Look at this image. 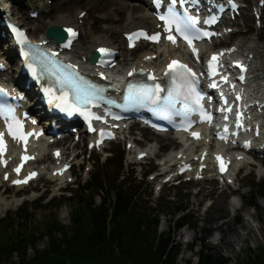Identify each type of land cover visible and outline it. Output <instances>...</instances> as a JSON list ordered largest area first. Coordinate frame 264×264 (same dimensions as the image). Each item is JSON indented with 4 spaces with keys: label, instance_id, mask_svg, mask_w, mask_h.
Masks as SVG:
<instances>
[{
    "label": "rangeland",
    "instance_id": "1",
    "mask_svg": "<svg viewBox=\"0 0 264 264\" xmlns=\"http://www.w3.org/2000/svg\"><path fill=\"white\" fill-rule=\"evenodd\" d=\"M8 1L6 5L11 6L14 10V15L17 16L16 13H19L18 16H23L27 22L21 20L20 22L24 27L27 26L26 28L30 33L37 37L42 35V29L47 23H49V21L55 22L58 16L70 14L69 16L75 17L79 12L86 11L87 16L84 19L82 36L77 43V45L81 46H83L81 44L82 41L89 43L93 36L106 35L112 39L116 36L118 42L123 47L122 32L120 34H112L111 31L116 29L118 31L124 23V19L130 14V7L127 9L124 4L137 7V10L134 12L135 16L145 12L146 9L144 4L134 2L133 0H54L53 6L45 7V10L42 8L48 0H21L20 2L16 0L15 4H11V2ZM257 2L258 0H243V5L245 7L249 6L250 9L244 11L242 17L235 23L228 25L232 29H236L237 32L224 39V42L221 44L227 46L238 44L242 49L253 48V51L256 53V59L253 63L252 87H255L254 85L257 82L264 85V28H259L251 15V8L253 4ZM32 9L42 11L40 17L33 20L35 21L34 23L28 22L27 20V18L29 19L28 13ZM118 19H122V21L118 22ZM43 23L44 27L42 26L40 29L39 25ZM37 28L39 31H36ZM6 43L7 42L1 39L0 56L11 60V53L7 52L9 46ZM218 47H220V45ZM146 50V48H142L138 52H130L124 48V58L129 60L137 59ZM133 56L134 58H132ZM11 63L14 64V62H10V64ZM11 68H14V65H12ZM15 68L17 69V67ZM32 102L29 106H33L32 104H34V101ZM133 130L134 133L131 135L135 136V141L139 142L142 148H150L149 146L154 148L151 155L156 157L155 160L149 159L143 161V163L136 162V154L126 150V141L111 143L106 152H94L95 156H99L103 160L109 155L110 151L123 153L125 170H134L135 177H138V180L141 179L144 172H151L153 170L151 172L152 174L149 173L150 175L142 184L139 191L140 194H142L143 200L148 201L149 206L155 209L160 215V231L168 230L174 220L179 221L184 216H186L192 224L198 222V229H193L192 226H186L175 233L176 242L183 245V252L180 256L181 264H184L191 258H193L194 264L198 263L197 253L200 251V246H198L195 251H191L189 245L195 239L200 241L204 238L206 236L205 230H208V233H206V243L211 248L212 254L218 258L219 264H237L236 262H238L240 256L245 255V248L251 245L253 247H258L264 244V196L258 199V207L256 208L245 207L243 204L244 198L251 192V186L253 185L250 177H246L245 173L242 174L238 178L236 185L228 187L225 191L221 188L220 183H218L216 187H212L209 182L197 184L189 183L178 188H174L171 185H164L160 188L157 184L163 178V175L160 174L162 169V158L170 154L174 157L176 152L181 149L182 145L176 144V146L173 147L169 142V137L156 136L147 129L134 128ZM135 130L137 133H135ZM66 134L70 140L74 139V135L71 131H67ZM127 136L128 134L124 133L122 138ZM58 145L61 144L58 143ZM62 146L63 148L67 147V145ZM75 148H77V150L75 149L74 152L77 153H82L84 149L81 143H78ZM163 149L166 151L164 152ZM81 155L73 170L75 175L78 178L81 177L80 180L85 182L88 177L87 173L91 172L92 174L98 168V165H95L96 167L93 168L94 162L91 158L88 159V152H84L83 157H81ZM254 158L257 164H245L244 172L254 173L260 178V181H264V160L256 156H254ZM249 160L251 162V155L249 156ZM83 161L85 162V172L81 175L79 166ZM86 169L89 170L87 171ZM92 169L94 170L91 171ZM153 176H156V178L153 179ZM255 182H257V180ZM76 188L77 185L75 183L62 184L44 175L30 187L17 190L3 184L0 178V199L2 202L8 204L6 205L3 203V205H1L0 217L5 216L7 212H11L12 215L15 216V213H17L24 202L31 204L35 201H42L43 204H46L54 198H61L64 196L67 198L72 192H75L71 190H75ZM233 189H239L238 193L235 195L230 194ZM223 191L224 193L221 194ZM254 193L263 194L264 189L255 187ZM219 196H225L228 203L226 202V204L219 205L217 203V197ZM15 200L19 201L15 202ZM95 202L96 205H99L100 197H96ZM229 202L237 204L236 211L232 209ZM180 206H185L186 210L181 212L177 211L176 208ZM29 211V216L36 222L42 221L45 216L44 211L38 209L34 210L33 207H30ZM58 215L63 224H70V205L67 200L63 207L59 209ZM236 216L239 217L238 222L236 221ZM246 219H250L252 227L250 230L246 225ZM14 221L19 222L20 219L15 218ZM221 224H223L222 230L218 228ZM220 238L222 239L220 240ZM230 239L235 240V242H231ZM229 242L231 244H229ZM46 243L47 240L42 242L41 247H44ZM29 253L32 255L33 251L30 250ZM14 261H18L17 257Z\"/></svg>",
    "mask_w": 264,
    "mask_h": 264
},
{
    "label": "trees",
    "instance_id": "2",
    "mask_svg": "<svg viewBox=\"0 0 264 264\" xmlns=\"http://www.w3.org/2000/svg\"><path fill=\"white\" fill-rule=\"evenodd\" d=\"M95 161L98 168L70 197L54 198L46 204L25 203L15 216L8 212L0 218V264H181L183 245L176 242L175 233L185 226L198 229V222L192 224L184 216L160 231V215L139 191L145 177L138 181L133 170L125 171L119 152L102 165L98 157ZM251 179V192L243 201L256 208L264 193H254V189H264V181L256 183L255 176ZM97 196L99 205L95 204ZM66 200L70 205L68 225L58 215ZM30 207L45 212L42 221L29 216ZM176 209L181 212L186 207ZM206 233L208 230L189 248L195 251L200 246L197 264H219L206 243ZM16 257L18 261H14ZM236 263L264 264V244L245 248V255ZM184 264H194L193 258Z\"/></svg>",
    "mask_w": 264,
    "mask_h": 264
},
{
    "label": "snow or ice",
    "instance_id": "3",
    "mask_svg": "<svg viewBox=\"0 0 264 264\" xmlns=\"http://www.w3.org/2000/svg\"><path fill=\"white\" fill-rule=\"evenodd\" d=\"M178 2H182V0H170L169 7L167 8V13L160 15L158 18L164 22L166 25V31L169 33L167 36V39L171 41V43H176V37L172 35L173 30L178 33L188 44L189 48H191L194 55L199 58L198 50L193 45L194 39H200V35H192L191 33L195 30V25L197 23V20L192 18L191 16H182L175 8L176 4ZM157 7L160 6V0H156ZM208 22H214L213 21H205ZM65 31L69 34V36L74 37L76 33L71 29H65ZM18 36H22V33L17 32ZM144 36L146 39H151L154 42H159L160 36L159 34H155L152 36H147L144 33H140L136 36V38H139V36ZM203 35H207V33H204ZM130 40L133 39L132 36L129 37ZM133 46V45H130ZM101 53H108L107 49H99ZM224 53H218L213 54L211 59L208 61V69H209V75L215 76L218 75V67H219V60L220 57L223 56ZM236 67H239L241 71H244L243 65L239 64V62L236 63ZM71 67V66H69ZM135 70H133L134 72ZM133 72H129V75L131 76ZM166 75H171L172 79V87L168 90V94L166 97H161L160 93L164 91L163 88L159 84L155 85L154 87L146 86V85H128L127 89V95L125 97V100L129 103L133 104H154L157 107L161 108L162 111L168 112L170 110L175 109V114H183L185 116L188 115V113L191 111V109L187 106V95H185V92L188 95L195 94L196 89L194 85L196 84V73L193 72L191 68H189L186 64L181 63L180 61L173 60L171 61L167 66V72ZM149 79H155L154 76H149ZM223 79L226 80V77ZM243 79V77H241ZM60 81L62 84L69 85L74 94H75V104H69L67 96L60 97L62 100L65 110L67 111H80L79 105H91L93 103V100L98 95V90L91 87L83 85L82 83L76 81L72 78L70 74H62L60 76ZM177 81H180L178 84ZM212 87H216V84L213 83ZM183 89V91H182ZM184 97L183 100H181V97ZM201 97L196 94L195 103L199 105ZM239 99V97H237ZM177 103H184L185 106L182 109H176ZM227 103V101H225ZM223 111H231V109H222ZM81 114H87L88 116L92 117L91 113L87 112V109H85ZM204 118L207 120H211V116L204 113ZM95 119H100V117L95 116L92 117ZM239 119V117H238ZM242 126V125H240ZM8 134L12 136L13 139H16L18 141H23L25 144L27 143V136L28 135H35L34 133H28L25 134L22 130V124L15 120L14 117H12V122L8 124ZM103 136V133H101ZM194 137L198 138L197 133H193ZM221 139H226L225 137H220ZM245 146H248L247 144ZM6 151V144L4 141V133H0V156H3L4 152ZM58 155V154H57ZM33 157L24 156L21 158L22 162L27 159H32ZM218 160H220V157H217ZM2 163H5L6 161H0ZM21 166H18L14 171H16L17 174H19L21 170ZM221 171H224L223 166H221ZM36 175V173H31L29 176L23 180V181H13L14 184L19 183H27L28 179L33 178ZM5 179H8L7 174L4 177Z\"/></svg>",
    "mask_w": 264,
    "mask_h": 264
},
{
    "label": "bare ground",
    "instance_id": "4",
    "mask_svg": "<svg viewBox=\"0 0 264 264\" xmlns=\"http://www.w3.org/2000/svg\"><path fill=\"white\" fill-rule=\"evenodd\" d=\"M20 1L21 0H18V2H20ZM124 6L127 9L130 7V9H129L130 14L124 19V23L122 24L121 28L118 31H117V29L111 31L112 34H116V33H119L120 34L121 32L122 33H128V32H131V31H133L135 29H138V28H146V27H149V26H155L156 25L155 22H154V17L152 15V11L153 10L150 7V5H149L148 2H145L144 3V6L146 8L145 9V12H142L141 14H139L137 16L134 15V12L137 10V7L136 6H133V5H131V6L129 5L128 6L126 4H124ZM9 7H11V6H9ZM80 13L81 12H79L78 15L75 16V17L69 16L70 14H62V15H60V16H58L56 18V21L55 22L49 21V23H47V25L45 27H44V23L43 24H40L39 25V28L40 29L42 28V26L44 27L43 28L44 30L42 29V31H43L42 35L37 38V36L33 34L34 35L33 37L34 38H37L39 40H42V38L44 36H46V32H47L48 28L50 26H54V25H58V26L60 25L62 27H65V26H78L79 25L78 27L81 28V26H80V21L81 20L79 18V14ZM16 14H17L16 17H18L17 18L18 20L27 22L24 19L23 16H18L19 13H16ZM27 20H28V22H31V23H34L35 22V21L30 20L28 18H27ZM117 21L120 22V21H122V19H118ZM25 27H27V26H25ZM2 29H3V27L0 24V30H2ZM36 31H39V29L37 28ZM1 39H2V41H5V42L9 43L8 42L9 36L7 38H0V41H1ZM76 44H77V42H76ZM81 44L83 46L77 45L76 48H75V50L73 51L74 57H77V58H79L81 60H84V59H87L88 60L92 56V54L95 51V49L97 47H99V46H118V47L122 48L121 45H120V43L118 42L116 36H115V38L112 39V38H110V37H108L106 35L105 36H100V35L93 36V37H91V40H90L89 43H87L85 41H82ZM238 47H240V45ZM250 49L253 52V48L251 47ZM158 51H159V47L157 49H153V48L152 49H149L146 52H144L141 56H139L138 59H133V60H128V59H125V58H121L120 59V63L118 65V67H117V70H118V72H120V71H127V72H129V70H132L133 68L138 67L139 65H141L144 62V58L146 56H152L153 54L158 53ZM7 52L11 53V56H10L11 61L12 60L14 61L16 56L12 53V51H10V49H8ZM252 52H250V53H252ZM175 54L176 53L173 50L169 51L168 49L165 48L164 51H163V53H161L156 60L151 61L150 63L156 66L159 63H161L164 60L165 57H167V56L173 57V56H175ZM124 55L125 54L123 53V55H121V57H123ZM20 79H21V77H20ZM160 136L161 137L166 136V138H168V137L170 138V135L169 134H162ZM195 148H197V146L189 147L187 150L182 149V150L176 152V155H175L174 158L171 157L172 156L171 154L170 155H167L165 157V158H167V161L165 162L166 167L169 168V169L172 168V166H173L172 162L177 159V156H178V154L180 152H182L184 155H187L189 151H192ZM67 149H70V148H67ZM67 149H64V151H66ZM38 150H39V153H40L41 157L47 158V161H50L51 163L53 162L51 155L49 156V154L47 153V146L45 144L40 149H38ZM141 151H146V150H141ZM135 154H136V157L135 158H137V155L139 154V151L136 152ZM245 163H249V161L246 158H245L244 161L238 162L237 164L238 165H241V164H245ZM34 168L39 169L41 171V174L42 175L43 174H46L47 176H49L50 179H53L51 177V173L53 171V168L50 169L51 171L48 170V172L46 171L47 170V167H45V166L43 167L42 165H36V166H34ZM174 171H175L174 169H171L170 170V172H174ZM167 175H168V173L165 174L163 176V178L166 177ZM222 193H224V191L221 192V194ZM18 201L19 200H15V202H18ZM217 201H218L217 203L219 205L226 204V202L228 203V201H226L225 196H219V197H217ZM3 203L4 202H2V200L0 199V210L2 209V206L1 205H3ZM4 204H6V203H4ZM229 204L231 205V207H232V209L234 211L237 210V204L236 203L229 202ZM6 205H8V204H6ZM246 225L249 227V230H250V228H252L251 227L250 219H246ZM218 228L222 230L223 224H221ZM221 239L222 238H220V240ZM230 241L231 242H235V240H231V239H230ZM229 244H231V243L229 242Z\"/></svg>",
    "mask_w": 264,
    "mask_h": 264
},
{
    "label": "water",
    "instance_id": "5",
    "mask_svg": "<svg viewBox=\"0 0 264 264\" xmlns=\"http://www.w3.org/2000/svg\"><path fill=\"white\" fill-rule=\"evenodd\" d=\"M58 28L59 27H51L49 30H48V35L49 36H51V37H54V38H56V39H58L59 41H64V37H61L60 38V36H58ZM61 28H59V30H60ZM94 61H96L97 60V57L95 56L94 58Z\"/></svg>",
    "mask_w": 264,
    "mask_h": 264
}]
</instances>
